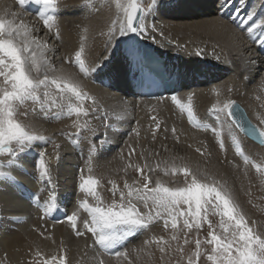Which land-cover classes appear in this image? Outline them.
<instances>
[{
  "label": "bare ground",
  "instance_id": "obj_1",
  "mask_svg": "<svg viewBox=\"0 0 264 264\" xmlns=\"http://www.w3.org/2000/svg\"><path fill=\"white\" fill-rule=\"evenodd\" d=\"M143 1L147 4L152 2ZM221 2L222 0H161V6L147 15L145 32L129 37H120L117 33L119 45L116 46L113 41L106 50L111 22L116 18L115 0H57L59 37L42 26L38 13L28 11L30 0L25 8L19 6L18 0H0V15H4L6 19H13L11 13H17L15 18L17 22L23 20L35 29L34 35L47 42L49 50L46 55L55 68V71H49L47 74L50 77L60 72L70 75L85 93L95 98L99 112L87 118L81 116L80 123L87 119L91 127L97 129L98 134H104L101 138L108 141L102 154L92 156L90 162L92 172L89 173L88 145L98 141L93 140L88 132H82L79 146L72 143L77 139L71 135L77 131L73 124L77 119L75 115L71 117L61 115L59 119H51L37 110L29 111L28 116H18V119L30 125L35 133L43 134L49 139L34 142L39 146L33 148L23 158V168L11 171L14 180L0 177V256L6 258V261L2 260L0 264H43L45 258L59 256L61 247L66 250L67 264H97L100 259L104 264H169L171 246L161 259L160 246L156 243L148 245L144 243L153 237L164 236L170 244L171 229H165L161 220L128 238L122 246H117L115 250L127 252L126 258H117L99 247H92L91 234L76 237L70 224L65 220L66 215L78 210L79 201L95 203L91 197L78 190L80 169L84 170L85 176L91 174L101 179L99 195L105 203H110L113 198L109 191L111 181L118 185L122 183L121 187H124L125 179L131 183L139 178L134 169L129 168L127 174L124 172L129 160V145L135 148L131 156L133 163L143 165L148 162L153 167L160 164V168L152 173L153 186L156 179H160L168 187L184 186L182 174L173 175L171 172L165 174L163 168L165 162L169 169L173 163L189 164L201 175H211L225 184L243 209L249 223L255 221L254 227L264 233L262 218L264 209L260 205L263 202L264 206V179L251 164L246 166L243 158L235 152L227 122L223 126L226 150L222 151L214 134L189 127L167 99L134 101L120 91L107 90L95 85L92 81L98 76H94L93 73L85 76L79 72L75 63L66 62V59L70 61L74 59L83 38L82 59L86 67L99 66V76L108 74L113 82L119 84L117 80L120 79L125 60L133 48L132 38L140 35L150 43H157L168 56L178 62H181V58H194L209 64L213 69L209 83L200 82L199 86L181 93L186 103L188 95L192 94L193 112L218 127L209 109L218 100L223 102L230 99L235 90L231 89L232 92L231 90L229 92V88L234 86L233 88H238L240 92L242 105L234 101L242 110L244 118L251 125L257 126L250 120L254 119L255 123L264 126L261 123L264 118L260 114L263 113V109L259 112L260 109L257 108L259 103L257 95L264 93V86L261 83L264 78V49L258 43H253L246 31L242 30L244 27L242 22L246 19L247 13L249 11L259 13L264 6V0H231V4L223 11L220 10ZM104 3L110 5L106 11ZM237 8L240 9L239 12ZM153 25L156 26L155 29ZM177 45L182 47L178 48ZM112 47H116V51L111 59L105 62ZM196 49H202L205 55H193ZM252 61L256 63L253 64ZM109 65H113V69L109 70ZM200 69L194 67L197 72ZM52 94L55 95L54 88ZM254 98L257 103L252 100ZM44 102L47 106V101ZM72 102L76 103L74 98ZM57 103L62 105L63 112L67 111V100L57 97ZM263 106L261 104L262 108ZM33 107L39 109V103L25 108L23 106L18 111L22 113L26 108L30 110ZM83 107L91 109V100L84 101ZM52 111L61 109L53 107ZM105 113L106 120L98 118L103 117ZM137 113L145 114L146 119L140 121L134 115ZM152 117L159 122V130L156 129ZM105 124L111 127L106 128ZM173 128L176 129L175 134L172 132ZM237 131L232 128V134L239 139L245 155L256 163H264V144L239 131L241 135L259 146L256 147L241 135H237ZM197 148H201L205 154L201 155L196 151ZM121 149L124 150L123 159ZM39 152L45 153V162L51 169L52 184L57 193V209L51 214H45L44 210L32 206L30 202V195H37L43 201L49 197L46 183L39 178ZM141 152L144 154L143 157L140 155ZM68 156L73 158L70 166L66 165L72 161ZM7 159L0 156V160ZM3 171H8L7 166ZM41 189L43 191H40ZM137 206L142 212L146 211L143 210L142 203L137 202ZM79 218L78 226L84 219L89 218L88 213L79 209ZM37 252L41 255L38 256Z\"/></svg>",
  "mask_w": 264,
  "mask_h": 264
},
{
  "label": "snow or ice",
  "instance_id": "obj_2",
  "mask_svg": "<svg viewBox=\"0 0 264 264\" xmlns=\"http://www.w3.org/2000/svg\"><path fill=\"white\" fill-rule=\"evenodd\" d=\"M19 6L25 8L29 4V0H18ZM40 4L41 8L37 9L39 20L42 26L49 32H53L59 37V25L57 22L58 4L57 0H35ZM231 4V0H222L220 10ZM161 6V0H152L145 8L140 0H115L116 18L112 20L109 29V45L115 42L118 46L120 41L116 39L117 33L120 37H129L133 34H142L147 30L145 20L147 15L155 12ZM240 9L237 8V12ZM13 19H6L4 15H0V156H6V161L0 160V177L14 180L11 177L13 169H22L23 158L33 148L38 147L39 141H47L49 137L43 134L35 133L30 125L23 123L18 116H28L29 111L35 112L39 110L47 118L59 119L61 115L69 117L75 115L76 120L73 121L77 131L71 134L77 139L72 143L79 146V140L82 132H88L90 137L98 141L88 145L89 149V166L87 171L92 172L91 159L93 155L102 154L107 139H102L104 134H98L97 129L92 128L90 122L85 119L80 123V117L85 118L90 115L95 116L99 112V106L94 97H90L85 93L80 84L70 75L63 72L50 77L47 73L55 71L51 65L46 53L49 50L46 41L34 35L35 29L26 24L23 20L15 19L17 13H11ZM243 31H246L248 37L253 43H258L264 49V6L259 13L249 11L246 19L243 20ZM155 29V25L152 26ZM87 31V29H85ZM177 47H182L177 45ZM116 47H112L111 53L107 59H111L115 53ZM84 53L83 38L79 50L75 52L73 60H67L68 63H75L79 72L85 76L94 73L98 67L88 68L82 59ZM196 56L205 55L202 49H196L193 53ZM255 64V61H252ZM262 86H264V78H262ZM53 88L55 95H53ZM43 92L41 93V90ZM43 96V100H42ZM57 97L61 100H67V111L63 112L62 105L57 103ZM73 98L76 103H73ZM91 100L92 107L87 109L83 107L84 101ZM171 100L177 105L181 111H186L189 119L193 118L192 94L188 95V103H183L177 94L171 95ZM47 101V106L45 102ZM29 102L33 106L39 103V109H25L19 112L18 109L27 105ZM60 108L61 111L53 112L52 109ZM209 112L215 117L218 127H212L211 131L218 138L219 148L224 151L225 143L223 140L224 124H229V135L235 145V152L243 158L244 164H251L256 172L264 179V163H256L249 156L245 155L239 139L232 134V128L238 129L250 137L259 140L264 144V128L251 124L246 126L243 112L239 109L234 100L228 99L223 102L214 103ZM237 113H240L238 116ZM101 120L107 119V113ZM156 123V129L159 130L160 124L152 117ZM264 124V120L261 121ZM105 127L111 125L105 124ZM205 130H208L205 126ZM135 131V130H134ZM175 134L176 129H172ZM138 136L139 133L137 132ZM88 139V137H82ZM155 139V133H153ZM57 149L59 145L56 146ZM121 149V159L123 156ZM197 152L204 155L205 152L201 148L196 149ZM135 152L132 145L128 146L129 160L125 165L124 172L127 174L129 168L134 169L138 175V179L131 183L127 179L124 180L123 190L114 181H111L109 191L112 194L110 203H105L99 195L101 179L91 174L83 175V169L79 170L78 190L84 192L91 197L95 203L89 204L86 200L78 203V210L73 211L70 215L65 216V220L70 224L72 231L76 237H83L91 234L93 240L92 247H99L105 253L114 255L115 257H127L126 251L115 250L117 246H122L128 238L137 235L141 230L147 229L157 220H162L165 229H171V241H176L177 247L175 251L183 256L184 248L179 244L180 233L183 232V244L187 245L190 241L187 238L191 230L196 229L197 233L204 227L208 226L207 237L203 240L197 238L195 240V252L188 256L186 264H199L202 255V243L211 246L210 252L207 254V261L211 264H264V233L258 231L255 221L249 223L246 214L240 207L239 203L233 196L229 188L217 181L213 176L208 174L201 175L198 170H193L191 165L172 164L171 168L167 166L163 171L165 174H182L184 177V186L168 187L160 179H156L153 186L152 173L160 168V164L153 167L152 164L145 162L143 165L133 163L131 156ZM143 157V152L140 153ZM151 155V154H150ZM39 178L45 182L49 197L44 203L45 214H51L57 209V193L55 186L52 184L51 169L45 162V153H38ZM57 161L59 155L57 154ZM7 166L8 171H3ZM40 191H43L41 189ZM39 202V196L36 197ZM137 202L143 204L146 211L142 212L137 206ZM83 209L88 213L89 218L82 222L79 218V209ZM210 215L219 218V229L222 234H218L216 226L209 219ZM182 221V222H181ZM145 245L156 243L159 251L164 254L170 247L169 240L164 236L153 237L146 240ZM37 255H41L37 252ZM43 264H67L66 250L61 247L59 256H52L51 259H44ZM97 264H104L102 259Z\"/></svg>",
  "mask_w": 264,
  "mask_h": 264
},
{
  "label": "rangeland",
  "instance_id": "obj_3",
  "mask_svg": "<svg viewBox=\"0 0 264 264\" xmlns=\"http://www.w3.org/2000/svg\"><path fill=\"white\" fill-rule=\"evenodd\" d=\"M107 1H109V0H107ZM140 2H141V4H142V6H144L145 8L147 7V2H145V1H143V0H140ZM103 6H104V9H105V11L110 7V5L109 4H107V3H104L103 4ZM0 82H2V78H0ZM234 86H231L230 88H229V92H230V90L232 89H234L235 90V93L234 92H232V90H231V92H232V96H231V100H235L236 102H238L239 104L241 103V105H242V98H241V96L239 95V91L237 90L238 88H233ZM233 90V91H234ZM237 91V92H236ZM237 94V95H236ZM263 94V95H262ZM240 97H239V96ZM237 96V97H236ZM254 97H257V96H259L258 98L259 99H257V100H259V103H260V105H259V103H257L258 101L256 100H254V99H252L254 102H256L257 103V105L259 106H257V108L258 109H260L259 110V112H261V109H263V113L261 112L260 114H262V118H264V93H260V94H258L257 96L256 95H253ZM262 96V97H261ZM43 97V96H42ZM237 99H236V98ZM238 98H239V100H238ZM263 100H262V99ZM238 100V101H237ZM260 100H262V101H260ZM261 104H262V106H263V108L261 107ZM31 105V102H29L27 105H25L24 106V108L25 107H27V106H30ZM134 115H136L137 117H138V119L140 120V121H144L145 119H146V115L145 114H142V113H137V114H134ZM255 125H257L258 127H262V128H264V126H261V125H259V123H255V120L254 119H250ZM235 130L237 131V129L235 128ZM237 135H241L240 133H239V131H237ZM244 139H247L244 135H241ZM216 139H218V138H216ZM215 140V139H214ZM247 141H249L248 139H247ZM250 143H252L251 141H249ZM253 145H255L254 143H252ZM256 146V145H255ZM256 147H259L258 145L256 146ZM261 147V146H260ZM227 152V151H226ZM225 152V153H226ZM229 153V152H228ZM3 159H5V158H7L6 156H1ZM134 174H135V172H134ZM108 182H110V181H108ZM123 184L122 183H120L119 184V187H120V189L122 190L123 189V187H121ZM261 206H262V208L264 209V206H263V202H261V204H260ZM143 210H145V208L143 209ZM263 215H264V210H263ZM262 215V218H264V216ZM209 219L212 221V223H213V225L214 226H216V231H217V233L218 234H222V230L221 229H219V227H218V224H219V218L217 217V216H215V215H210L209 216ZM162 221V220H161ZM182 222V221H181ZM208 231H209V229H208V226H207V224L205 223L204 224V227L202 228V229H200L199 230V232L197 233V230L196 229H193V230H191V232H189V234H188V239H189V243L187 244V245H184L183 244V240H184V234H183V232L182 233H180L179 235H180V240H179V244L180 245H182L183 246V248H184V252H183V256H181V254L180 253H178V252H176V251H174L175 249L174 248H176L177 247V243L178 242H176V241H172V244H171V241H170V250H171V254H170V258H169V264H186V261H187V258H188V256H190V255H192L194 252H195V240L197 239V238H200V239H204L205 237H207V233H208ZM172 232V231H171ZM171 235H172V233H171ZM170 235V236H171ZM175 242V243H174ZM174 243V244H173ZM201 248H202V255H201V257H200V261H199V264H211V262H209V261H207V259H206V256H207V254L210 252V250H211V246H209V245H207V244H203L202 243V246H201ZM175 254V255H174ZM2 258V259H1ZM0 262H2V260H4V261H6V258L4 257V256H0ZM172 261V262H171Z\"/></svg>",
  "mask_w": 264,
  "mask_h": 264
},
{
  "label": "water",
  "instance_id": "obj_4",
  "mask_svg": "<svg viewBox=\"0 0 264 264\" xmlns=\"http://www.w3.org/2000/svg\"><path fill=\"white\" fill-rule=\"evenodd\" d=\"M243 116H244V114H243ZM244 120H245V124H246V126L248 125V124H250L245 118H244ZM258 142H259V140H258ZM260 143V142H259Z\"/></svg>",
  "mask_w": 264,
  "mask_h": 264
}]
</instances>
